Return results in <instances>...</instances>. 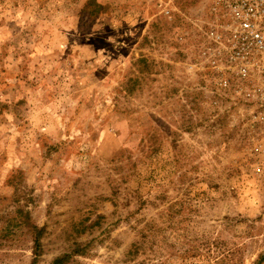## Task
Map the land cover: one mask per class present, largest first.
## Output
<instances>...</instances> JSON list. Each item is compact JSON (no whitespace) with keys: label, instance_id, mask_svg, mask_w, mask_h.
Masks as SVG:
<instances>
[{"label":"rangeland","instance_id":"374dc122","mask_svg":"<svg viewBox=\"0 0 264 264\" xmlns=\"http://www.w3.org/2000/svg\"><path fill=\"white\" fill-rule=\"evenodd\" d=\"M226 22L0 0V264H264V63L237 74Z\"/></svg>","mask_w":264,"mask_h":264},{"label":"built area","instance_id":"2783aa9c","mask_svg":"<svg viewBox=\"0 0 264 264\" xmlns=\"http://www.w3.org/2000/svg\"><path fill=\"white\" fill-rule=\"evenodd\" d=\"M224 7L227 22L219 38L226 46V59L240 77L249 78L253 63H264V0H224ZM259 76L264 78V72ZM259 99L264 116V94Z\"/></svg>","mask_w":264,"mask_h":264}]
</instances>
